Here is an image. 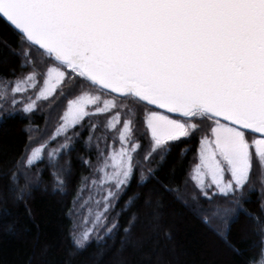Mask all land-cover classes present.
Returning <instances> with one entry per match:
<instances>
[{"label":"snow or ice","instance_id":"obj_1","mask_svg":"<svg viewBox=\"0 0 264 264\" xmlns=\"http://www.w3.org/2000/svg\"><path fill=\"white\" fill-rule=\"evenodd\" d=\"M0 22L16 37L13 54L20 61L19 75L14 71L11 81L0 76L5 90L0 92V108L10 100L13 111L22 104L20 111L28 114L38 100H66L51 136H62L64 142L48 151L46 163L42 153L47 142L30 151L26 145L7 178L17 202L25 199L24 189L17 191L21 175L26 178L38 164L51 169L53 192L67 195L71 170L56 164L61 155L75 150L87 121L82 146L91 152L95 139L97 163L92 165L91 156L81 158L92 174L81 176L68 215L81 216L86 187L106 195L95 201V213L89 208L82 223L74 220L73 248L83 251L101 228L107 238L121 229L119 217L139 194L129 197L110 224L107 214L136 169L138 186L148 181L159 185L160 191L150 190L144 201L155 226L167 195L232 246V219L243 212L252 171L264 173V0H0ZM40 78L43 87L35 100L17 99V93L34 88ZM116 108L122 112L111 116L106 128L118 132V148L115 135L113 144L106 142L107 132L96 135L101 125L92 120ZM201 132L198 162L183 186L161 180L166 157ZM190 150H181V163ZM36 177L42 179V170ZM260 182L264 185V179ZM153 193L159 197L155 201ZM244 214L264 234V222ZM136 220L133 213L123 227L122 246L130 242Z\"/></svg>","mask_w":264,"mask_h":264},{"label":"trees","instance_id":"obj_2","mask_svg":"<svg viewBox=\"0 0 264 264\" xmlns=\"http://www.w3.org/2000/svg\"><path fill=\"white\" fill-rule=\"evenodd\" d=\"M16 44L12 31L0 22V76H7L9 81L14 71L20 74L19 58L13 54ZM52 103H44L28 114L10 112L0 116V177H3L0 178V264H28L29 259L31 264H264V234L244 214L249 213L264 222V205L257 192L245 190L241 205L243 212L232 219L229 232L232 246L229 247L201 224L189 209L167 195L162 198L159 226H155L148 214L151 210L144 206V201L150 190L155 189L158 193L160 188L154 181L138 186L139 169H136L135 177L109 213L112 218L115 217L129 197L139 194V199L119 217L121 229L112 238L104 236L100 242L92 240L83 251L78 252L71 244L73 220L68 215V209L72 206L81 176L89 173L81 158L91 156L92 160L96 155L95 149L87 152L82 146L88 136L87 121L75 150L61 155L56 164L58 169L71 170L67 195L53 192L51 169L44 164L28 170V173L42 170V179L33 184L28 177L21 175L17 191L24 189V200L17 202L15 194L8 191L7 178L25 152L26 145H31L29 138L32 133L41 136L46 129L44 127L52 122L47 121L50 114L52 116V109L55 118L66 100L56 96L55 103ZM99 118L101 121H94L101 125L97 136H101L104 120V117ZM113 136L114 133H110L107 137L109 143ZM196 147L197 140L193 138L190 143H181L174 148L163 162L159 178L165 183L174 180L175 184L183 186ZM184 148L191 150L181 163L180 152ZM157 162L159 157L153 162V168ZM155 193L153 201L159 198ZM133 213L137 216L136 227L128 238L130 242L122 246V229Z\"/></svg>","mask_w":264,"mask_h":264},{"label":"rangeland","instance_id":"obj_3","mask_svg":"<svg viewBox=\"0 0 264 264\" xmlns=\"http://www.w3.org/2000/svg\"><path fill=\"white\" fill-rule=\"evenodd\" d=\"M3 84H4L3 81L0 82V92L5 91L4 87H3ZM33 84L36 85L34 88H28L27 91L24 92V93H17L16 94L17 99L26 101L29 97H31L33 100H35L36 94L38 93L39 88L43 87L42 78H40L37 81H34ZM6 94H7V96L9 98L11 97L12 93L10 92V89L7 90ZM55 98L50 97L48 100L41 99V100L36 101V106H35L34 109H36L38 106L43 105L44 103H50V102H54L55 103ZM107 98L111 99V97H107ZM0 103H3V101H0ZM54 103H52V105ZM22 106H23L22 104L18 105L16 110L13 111L11 103H10V100H9V102L6 105V108H0V116L2 114H5V113L7 114V113H10V112H12V113L21 112L20 108H22ZM65 106H66V103L63 106L59 107L57 115H56L55 118H53L55 112L52 109V116L50 115V118L47 120V121H52V122H51L50 125H46V127H44L46 129H45L44 133L41 134V136L38 133H36V134L32 133L31 145L29 147V151L31 150V148L39 147L40 145L45 144L47 142V147L44 149V151L42 153V155L44 157V160H46V161L48 160V155H47L48 151H50L51 149L57 148L58 147V143H63L64 142L62 136L61 137H57L55 140H52L51 136H52V133L55 131L57 124L59 123V116L62 114ZM118 111L122 112V109H120V108L111 109L109 113H101V114H98V115H93V117H92L93 121H101L99 117H104V120H103L104 122L102 121V123H103L102 125L103 126H102V129H101L102 130L101 131V135L104 134L105 132H107V137H108V136H110V133H112V134L114 133V135L116 137L115 146L117 148L119 147L118 132H114V130L107 129L106 128V124H107V120L110 119L111 116H115ZM141 119H142V113H141ZM52 126H53V128H52ZM121 126L122 125H117V127H121ZM202 135H203V133L201 132V133H197V135L194 137L197 140V147H196V150H195V156H194V159H193V163L191 164L190 169L195 166V163L198 162L197 148H198L199 139H200V137ZM249 139L251 140L250 137H249ZM54 141H56L55 144H52L51 142H54ZM106 142L108 144H113L114 143L113 140H111L110 143L107 140H106ZM103 145H104V141H101V146H103ZM92 147H93L92 149H95V141H92ZM91 163H92L93 166L96 165V163H97L96 155H94L93 159L91 160ZM85 167H86V169L89 172L87 176H91V174H92L91 169L89 167H87V166H85ZM22 176H24V175L22 174ZM27 177L30 179L31 184H33V183H35L37 181L36 173L30 172V173H28ZM98 178H99V174H97V179ZM261 179H264V173H261V171L258 168H254L253 171H252L251 182H250V185H249V187L252 188V190L250 192L251 193L257 192V194H259V197H261L262 204L264 205V191H262V189H264V185L261 184V182H260ZM104 187L106 188L107 185H105ZM191 188H192V183L189 182L188 191H191ZM250 192H249V194H250ZM102 195H106V192H100L99 194H97V191H96L95 188L86 187L85 190L83 191L81 202L82 203H84L85 201H87V202L85 203L84 208H82L80 210L81 211V216L79 217V219H77L76 217L71 216V218L73 220V223H74V220H75V222L77 224L82 223L83 219L86 216L89 215V212H88L89 208H91L93 210V213H95V210H96L95 201L97 199H99L100 196H102ZM90 196L92 197V199L89 200L88 198ZM101 207H102V201H101ZM111 221H112V217L108 213L107 214V222L110 224ZM77 231H80V229L77 228ZM104 236H105L104 229L101 228L97 232H94L91 235V241L95 240L96 242H100V239H102Z\"/></svg>","mask_w":264,"mask_h":264},{"label":"water","instance_id":"obj_4","mask_svg":"<svg viewBox=\"0 0 264 264\" xmlns=\"http://www.w3.org/2000/svg\"><path fill=\"white\" fill-rule=\"evenodd\" d=\"M251 135V134H250ZM257 135V137H258V134H256Z\"/></svg>","mask_w":264,"mask_h":264}]
</instances>
